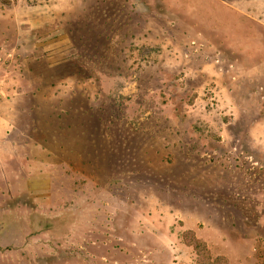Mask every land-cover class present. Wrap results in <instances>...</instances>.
I'll return each instance as SVG.
<instances>
[{
	"label": "rangeland",
	"instance_id": "rangeland-1",
	"mask_svg": "<svg viewBox=\"0 0 264 264\" xmlns=\"http://www.w3.org/2000/svg\"><path fill=\"white\" fill-rule=\"evenodd\" d=\"M0 264H264V0H0Z\"/></svg>",
	"mask_w": 264,
	"mask_h": 264
}]
</instances>
